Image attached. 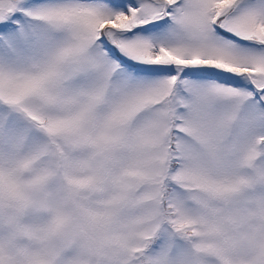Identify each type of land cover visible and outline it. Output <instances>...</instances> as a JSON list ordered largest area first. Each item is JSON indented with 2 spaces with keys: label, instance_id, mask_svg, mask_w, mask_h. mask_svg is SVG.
Here are the masks:
<instances>
[{
  "label": "snow or ice",
  "instance_id": "obj_1",
  "mask_svg": "<svg viewBox=\"0 0 264 264\" xmlns=\"http://www.w3.org/2000/svg\"><path fill=\"white\" fill-rule=\"evenodd\" d=\"M0 264H264V0H0Z\"/></svg>",
  "mask_w": 264,
  "mask_h": 264
}]
</instances>
